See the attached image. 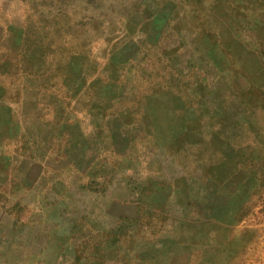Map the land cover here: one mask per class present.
Wrapping results in <instances>:
<instances>
[{
    "label": "rangeland",
    "instance_id": "1",
    "mask_svg": "<svg viewBox=\"0 0 264 264\" xmlns=\"http://www.w3.org/2000/svg\"><path fill=\"white\" fill-rule=\"evenodd\" d=\"M263 43L264 0H0L2 161L103 148L45 172L51 242L81 264H264Z\"/></svg>",
    "mask_w": 264,
    "mask_h": 264
},
{
    "label": "crops",
    "instance_id": "2",
    "mask_svg": "<svg viewBox=\"0 0 264 264\" xmlns=\"http://www.w3.org/2000/svg\"><path fill=\"white\" fill-rule=\"evenodd\" d=\"M247 38L250 39L251 37ZM247 38L242 36L239 41L241 43L253 42L254 51L260 50L259 43L263 42V39L252 37V41H249L246 40ZM260 52L262 53V51ZM258 54H254L256 62L258 61ZM259 73L253 74V122L256 123L258 130V135H253V155L264 149V128L257 125V109L264 111V103L262 102L264 101V78L260 81ZM256 91H259L260 97H262L260 103ZM1 135L0 129V264H81L79 257L66 254V244L60 246L51 242V235L53 236L55 228H58V224L55 222L56 216L58 214L60 216L62 212L56 208L55 210L54 208L51 209L49 206V196L56 193L59 195L60 191H55L56 186L51 185L50 180L45 178V172L50 170H59L60 172L77 170L76 173L82 175L89 169L91 162L96 161L103 148L91 147L85 153L84 148L77 149L76 139L78 138L72 136L66 138L63 145L61 144L62 148L57 152L46 153L49 147H46L47 145L40 147L42 151L40 155H43L41 160L32 161L31 164L27 163L28 159L26 163H23L22 160L19 163H12L10 157L16 155L12 152L2 161V157L7 155L3 152L6 148L2 145ZM38 139L41 138L38 136ZM30 152L34 155L32 148ZM112 164L114 162L110 161L109 165ZM60 176L62 177V175ZM24 196V206L30 208L25 212L16 209L17 205L21 206ZM35 202L40 204L36 211L32 209ZM11 203L13 204L9 206ZM70 219L71 224H75V218ZM78 226L80 228L81 224ZM68 239L69 242L71 239L73 240L71 235L68 236ZM51 251H56L54 259H51L53 256ZM66 256L72 258L67 260Z\"/></svg>",
    "mask_w": 264,
    "mask_h": 264
},
{
    "label": "trees",
    "instance_id": "3",
    "mask_svg": "<svg viewBox=\"0 0 264 264\" xmlns=\"http://www.w3.org/2000/svg\"><path fill=\"white\" fill-rule=\"evenodd\" d=\"M245 43H247V42H245ZM254 44V43H253ZM262 53H264V43H263V51H262ZM146 76V75H145ZM253 86H254V84H253ZM251 91H253V89H251ZM257 92V95L259 94V91H256ZM261 107V106H260ZM250 128V127H249ZM250 130H252L251 128H250ZM254 134H256V135H258V130H257V128H256V125H253V135ZM235 149H237V151L239 152V155H242V152H243V147L240 145V146H238L237 148H235Z\"/></svg>",
    "mask_w": 264,
    "mask_h": 264
}]
</instances>
